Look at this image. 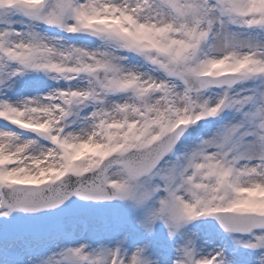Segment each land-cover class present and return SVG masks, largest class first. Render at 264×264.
<instances>
[{"label": "snow or ice", "instance_id": "1", "mask_svg": "<svg viewBox=\"0 0 264 264\" xmlns=\"http://www.w3.org/2000/svg\"><path fill=\"white\" fill-rule=\"evenodd\" d=\"M0 264H264V0H0Z\"/></svg>", "mask_w": 264, "mask_h": 264}]
</instances>
